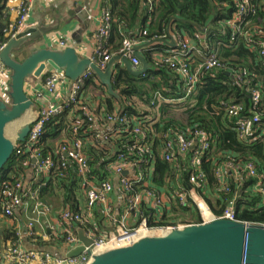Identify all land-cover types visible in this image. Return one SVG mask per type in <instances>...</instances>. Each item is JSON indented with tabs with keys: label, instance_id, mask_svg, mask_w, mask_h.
Segmentation results:
<instances>
[{
	"label": "built area",
	"instance_id": "2783aa9c",
	"mask_svg": "<svg viewBox=\"0 0 264 264\" xmlns=\"http://www.w3.org/2000/svg\"><path fill=\"white\" fill-rule=\"evenodd\" d=\"M231 1L234 10L228 19L222 21V28L228 31V46L235 44L237 39H241L251 51H256L264 60V27L253 23V17L257 14V7L253 3L255 0ZM30 8V0H21L7 9V13H13L16 16L14 23L7 33L9 39L29 28V24L26 21ZM111 27V13L109 9L103 7L99 18V26L95 32L96 45L90 55L91 61L101 70H105L108 61L114 55H122L129 59L133 67H138L139 60L133 50V47L138 42L130 37H125L122 40V45L117 54L113 56L105 54L103 50L104 41L109 37ZM175 36L177 38V46L175 48L164 49V53H161L158 62L170 67L183 83L184 96L177 100L178 102H182L193 96L202 72L224 69V64H222L218 57L215 47L210 45L207 36H204V34L196 32L193 38L203 48L201 46L200 48L196 43L193 45L189 43L179 31L175 32ZM59 45L61 47L66 46L63 41H60ZM4 46L5 43L0 42V52ZM195 54L200 59L196 66H192L193 55ZM9 74V70L0 63V90L1 85L5 84L8 86ZM231 75L244 84H250L249 81L243 80L241 72L234 71ZM92 77L94 75L88 69L77 80L70 81L63 70L51 69L44 78V91H34L33 97L28 94L33 101L34 99H44V93L49 95L46 104L40 107L36 113L33 112L29 120L30 130L26 140L22 143H17L15 150L17 155L25 154L27 162L32 163L35 182L24 185L23 178L21 177L2 184L0 188V194L4 198L2 215L5 218L11 219L14 217L17 209L22 208L25 214L28 215L25 235L28 238L40 237L41 239H47L48 229L55 231L52 225L46 224L52 208L39 198V188L46 184L43 178L48 177V175L59 168L62 169L59 175L66 177V169L69 165H72L81 179V187L85 189L88 210L86 215L88 216L91 213L95 205H101L104 208V216L111 221V225L115 228V231L108 235L99 234L98 232L96 233L90 224L87 225L83 230L85 235L93 240L92 246L89 248L91 254L84 251L74 257H58L50 250L41 249L36 251L27 249L21 244V238L24 236H22L20 231H17L16 235L19 237V241L9 244L6 249L2 250L1 257L4 262L8 264H89L94 254L131 245L144 236L161 235L173 229L182 228L187 224H192L185 222L149 224L147 217L141 214V220L138 224L128 225L127 219L133 212H137L139 205L145 199L148 200L147 206L151 211L169 210L173 206L178 209L188 207L186 210L187 214H191L193 210L200 216L198 223H205L213 219L239 221L237 219V209L234 199L218 215L211 211L206 201L207 182L202 161L209 152L211 137L207 131L201 128L194 127L185 130L172 128L160 135L163 140L160 149L161 158L175 168V178L172 181L171 188L166 189L168 191H160L151 185L152 168L150 166L146 169V166L151 163L148 156L152 153V146L151 142L147 140L145 131L141 128L143 119L128 116L123 112H118V110L111 114L99 116L87 109H83L72 125L71 134L56 149L54 155H43L41 153L40 138L44 133L45 125L67 105L71 104L76 107L79 102L81 89ZM65 81H70L71 86L68 98L63 102L60 87ZM248 92L250 93L253 106V111L250 115L243 114L244 107L241 103L225 101L222 105L227 116L234 119L238 139L251 143L256 139L254 134L258 131V125L261 121L262 113L257 110L261 100V91L259 87L252 85L248 87ZM5 96L1 95L0 91V99H6L7 97ZM153 98L158 103L171 101L162 96L160 92H155ZM74 107L70 110V114L74 111ZM85 121L87 122L88 130L92 132V138L100 140L103 143H109L110 139L128 130H131L135 137L131 145H124L123 150L119 152L111 151L112 153H109L108 178L106 179L96 181L89 179L88 172L90 165L89 157L85 152L86 142L78 136V131ZM100 124H108L110 127L105 131H101L98 128ZM130 156H133L134 159H131ZM181 158L186 160V184L179 180L180 172L182 171ZM33 159L34 161L32 162ZM222 166L230 171V173L239 175V172L242 171L247 177H253L256 181L254 190L264 198V173L259 172L255 162L247 161L239 165L232 160H227ZM124 171H127L126 175L123 174ZM111 175L119 178V185L126 194L125 205L119 220H115L113 217V205L111 201L113 184L109 179ZM215 177L218 184L217 191L220 194L228 193L230 186L220 168L215 170ZM59 221L61 223V231L55 234V238L58 239L60 237L63 244L69 248L78 245L80 241L74 230V225H81L87 221L85 214L65 208L60 213ZM242 264L245 263L243 262Z\"/></svg>",
	"mask_w": 264,
	"mask_h": 264
},
{
	"label": "trees",
	"instance_id": "16d2710c",
	"mask_svg": "<svg viewBox=\"0 0 264 264\" xmlns=\"http://www.w3.org/2000/svg\"><path fill=\"white\" fill-rule=\"evenodd\" d=\"M6 2L7 0H0V25L5 26L4 31L0 33V42L2 43L9 40ZM253 3L257 7V14L253 17V23L264 27V0H255ZM103 7L109 9L112 17L110 34L104 41L103 50L105 54L112 56L117 54L125 37H130L138 42L163 37L166 35V29L171 19L180 18L183 20L174 19L170 22L171 33L183 31L193 34V32L201 33L204 29L202 34L207 36L210 45L215 47L218 57L224 64V69H215L200 74L193 96L182 102H160L161 105H159L158 101L150 94L160 92L167 100H178L184 96V92H180L179 89L181 88L179 85L183 86V83L170 67L162 65L148 56L147 61L154 66L153 72L150 74L152 78L134 77L126 70H121L113 82L114 88L119 89L120 99L116 100L112 96H106L99 103L96 112L99 116L111 114L118 110V112H123L128 116L143 119L141 128L145 131L147 140L151 142L152 146V153L148 156L151 163L146 166V169L151 166L153 182L162 186L169 184V181H173L175 178V168L161 158L160 151L163 141L160 135L172 128L185 130L197 127L209 133L211 137L210 148L202 161L208 188L217 187L215 170L227 160H232L239 165L253 161L259 172L264 173V60L256 51H251L241 39H237L235 44L228 46V31L222 28V21L228 19L234 10L232 1L103 0ZM141 12L144 13L141 15ZM137 22L142 27L140 32L128 31L134 30ZM111 42L116 44L109 47ZM154 46L168 48L162 43H157ZM234 71L241 72L243 80L249 81L250 84H244L232 77L231 74ZM156 76H159V79L156 80ZM252 85H256L261 91V100L257 110L261 111L262 114L258 131L254 134L256 139L247 143L238 139L234 119L227 116L222 103L225 101L241 103L244 107L243 114L250 115L253 106L248 87ZM165 87L171 88L173 91L167 92ZM136 99L146 103L149 106V111L139 108ZM117 105L118 109H116ZM73 107L71 104L67 105L45 125L44 133L40 138L43 155H54L56 149L64 143L63 140H58L55 147H50L46 144L49 139L55 138L61 130H64L67 136L71 134L76 116L82 113V109H76L72 112L74 117L70 116V110ZM168 108L174 111H170ZM178 110L180 113H177ZM151 112L155 118L147 119L146 115L150 116ZM78 136L86 142L85 152L89 157L90 165L88 176L93 181L108 178L107 166L111 151L119 152L124 149V145H131L135 140L132 131L128 130L110 139L109 143H103L92 138V132L88 130L86 121L81 125ZM54 158L56 157L54 156ZM130 158L134 159L133 156ZM180 160L182 171L179 180L186 184V160L184 158ZM28 166L26 155H17L14 152L0 171V188L4 183L21 178ZM61 171L62 169L59 168L48 177L43 178L46 184L39 188V198L50 204L53 200L60 201L63 206L70 205V209L80 212L78 195L81 190V179L72 165L67 167L66 177L59 175ZM234 178L229 176L230 191L228 193H221L215 201L206 198L211 211L216 215L220 214L234 199L239 221L264 225V198L254 190L256 181L253 177H247L242 171L239 172L236 179ZM3 204L4 198L0 194V251L6 249L9 244L19 241L16 232L5 222L7 218L2 215ZM187 209L188 207L181 208L179 211H175L174 216L163 217L159 221L149 219L148 223H198L197 213L192 210L191 215L186 216ZM142 210L144 212L149 211L145 207ZM87 225L89 223L85 221L81 227L85 228ZM29 239L41 247L53 244L50 240H47L49 242L43 241L40 237ZM55 241L54 243L59 244L62 239L59 237Z\"/></svg>",
	"mask_w": 264,
	"mask_h": 264
},
{
	"label": "water",
	"instance_id": "95a60500",
	"mask_svg": "<svg viewBox=\"0 0 264 264\" xmlns=\"http://www.w3.org/2000/svg\"><path fill=\"white\" fill-rule=\"evenodd\" d=\"M174 19L183 20L172 18L171 21ZM170 22L166 29L168 39L160 37L133 47L134 54L141 64L136 68L127 57L114 55L108 61L105 70H101L89 56L79 55L74 47L63 49L32 47L26 55L19 57L17 54L23 51L28 42L38 41L43 36L35 29H26L10 38L0 52V63L10 72L7 98L0 99V171L14 154L16 144L24 142L30 130L28 120L21 123L13 135L7 134L10 124L20 121L28 111L33 113L35 103L25 91L27 81L33 77L40 78L51 69L63 70L70 81H75L90 69L107 93L119 98L120 95L114 89L113 82L121 70H126L132 76H141L151 68L142 50L155 43H162L170 48L177 46V41L171 34ZM4 29L5 26L0 25V33ZM118 64L122 66L118 68ZM123 174L126 175L127 171ZM77 235L80 241L78 245L69 248L64 255L55 256L74 257L84 251L91 254L89 248L93 240L85 235L82 228L77 230ZM25 246L27 249L41 250L36 245ZM243 262L264 264V225L213 219L205 223L187 224L161 235L144 236L131 245L94 254L89 264H242Z\"/></svg>",
	"mask_w": 264,
	"mask_h": 264
},
{
	"label": "crops",
	"instance_id": "0c3cea01",
	"mask_svg": "<svg viewBox=\"0 0 264 264\" xmlns=\"http://www.w3.org/2000/svg\"><path fill=\"white\" fill-rule=\"evenodd\" d=\"M18 1H21V0H7L6 9H9L11 6H14ZM30 2H31V8L29 10L27 21H26L29 24L28 29H35L36 31H39L43 37H41V39H39L38 41L28 42L26 47L23 49V51L18 53L17 56L23 57L29 52V49L32 47H54V48H61V49L66 48V47H74L79 55L83 57H88V56L90 57L96 45L95 32L99 26V18L101 16V12L103 9V0H30ZM142 13L144 12H141V15ZM7 15H8L7 16L8 18L7 19V31H8L11 25L14 23L16 16L10 12ZM78 15H81V16L78 17ZM141 28L142 27L140 23L137 22L134 30H128V31L137 33V32H140ZM203 32L204 31H201V33ZM171 34L174 36V38L177 41L175 34L174 33H171ZM181 34L192 45L196 43L193 39L194 33L188 34V33L181 31ZM165 38L168 39L167 33L165 35ZM60 41L65 42L66 46L61 47L59 45ZM148 41H151V40H148ZM148 41H141V42L137 41V42L138 44H143ZM115 44H116L115 42H111L109 43V47L114 46ZM155 44L150 45L149 47H146L144 50H142V53L145 55L146 59L148 58V56H150L151 59L158 62V60L161 57V53H164L163 50L165 48L154 46ZM198 45L199 47L200 46L202 47V45L200 44ZM167 49H170V47H168ZM193 57L194 58L192 61V66H196L198 64V60L200 59V57L197 54L193 55ZM140 65L141 64L139 62L138 67H140ZM121 66H122L121 64H118V68ZM152 72H153V66L151 65V68L147 71V73L141 76H143L144 79L152 78V76L150 75ZM141 76H134V77H141ZM44 78H45V75L41 76L40 78L33 77L29 81H27L25 84L26 93L30 94L31 97H33L34 91L36 90L44 91V88H43ZM155 79L156 80L159 79V76H156ZM70 86H71V82L65 81L60 87V92H61V97H62L63 102L66 101L68 98V95L70 92ZM179 87H181L180 92H184V87L181 84L179 85ZM179 87L177 86V88ZM115 90L120 95L119 89H115ZM0 91H1V95L3 94L4 96L6 95L5 97H7L8 86L5 84L1 85ZM166 91L172 92L173 90L171 88H166ZM154 93L155 92H153L150 95L153 96ZM44 94H45L44 99H34V103H35L33 107L34 113H36L40 107L46 104L47 99L49 98V95H46V93ZM106 96H110V95L107 93L105 87H103L99 83L96 77H92L89 79V81L85 83L84 87L81 89L80 96H79V102L74 108V110L87 109L91 111L93 114L98 115L96 112L99 108V103ZM120 97L121 95L119 96V98H115V99L118 100L120 99ZM136 102L139 108L145 111H149V106L146 103H143L139 101L138 99H136ZM167 102L175 103L177 102V100L173 99ZM159 105H161V103H159ZM116 109H118V105ZM168 110L174 111L169 108ZM70 116H73V115L70 114ZM78 116H76V118ZM146 116H147L146 117L147 119H153L152 117H154L152 112L150 116L149 115H146ZM109 127L110 126L108 124L107 125L100 124L98 128L101 131H105ZM66 137L68 136L65 134L64 130H61V132L55 138L49 139L46 144L50 145V147H55L58 144V140L64 141ZM28 164H29L28 168L25 170V172L22 175L24 185H29L35 182L33 170H32V163L29 162ZM219 168L221 169V172L223 173V176L225 179L229 180V176L235 177L234 179L237 178V174L230 173V171H228L223 166ZM151 178H152V173H151ZM109 179L111 180L113 184V192L111 194V201L113 205L112 207L113 217L115 220L117 219L119 220L120 214L125 205L126 194L121 189L119 185V178L117 176L111 175ZM172 183H173L172 181H169V184L158 186L151 179L152 187H155L156 189L160 191H168L166 189H170L172 186ZM206 194H207L206 198L208 197L213 201L219 198V195H220V193L217 191L216 186L214 188L207 187ZM78 200H79L78 208L80 212L85 214V216L87 217L88 223L90 224V226H92V228L96 231V233L98 232L99 234L108 235L111 232L115 231V228L111 225V221H109L104 216L103 214L104 208L101 205H95L94 208L91 210V213L88 216L86 215L88 210H87L86 193L83 187H81V190L79 192ZM47 204L51 206L52 212L49 218L46 220L47 222L46 224L52 225L55 231L48 229L47 231L48 238L42 239V240L43 241L50 240L53 243L51 245H46L45 247H41L38 244H36L35 241H32L25 235L28 215L25 214L22 208L17 209L14 217L11 219L7 218L5 222L9 227L11 226L15 232L20 231L22 236H24L23 238H21V244L23 245V247H26L25 246L26 244L30 246L36 245L41 249L50 250L54 255H64L65 252L69 249V247L63 244V242H60L59 244L54 243L56 242L55 240L57 239L55 238V234L61 231V223L59 221L60 213L63 211V209L65 208L70 209L71 207L70 205L63 206L62 202L55 201V200H53L51 204L50 203H47ZM147 205H148V200L145 199V201L141 205H139V209L137 210V212H133L129 216V218L127 219V224L128 225L138 224V222L141 220V214L144 217H147L148 220L152 219L153 221H159L160 218H163V217L168 218V217L174 216L175 213L180 210L176 208L175 206H173L169 210L151 211ZM143 207L147 208L149 211L144 212L142 210ZM97 213L99 216L97 215ZM116 215L118 216L116 217ZM185 215L190 216L191 214L185 213ZM197 216H198V222H199L200 216L198 214ZM44 226L46 225L44 224ZM79 228H82L81 225H77V224L74 225V230L76 231V233ZM82 229H85V228H82ZM1 255H2V251H0V264H8L2 260Z\"/></svg>",
	"mask_w": 264,
	"mask_h": 264
},
{
	"label": "rangeland",
	"instance_id": "374dc122",
	"mask_svg": "<svg viewBox=\"0 0 264 264\" xmlns=\"http://www.w3.org/2000/svg\"><path fill=\"white\" fill-rule=\"evenodd\" d=\"M185 109V108H184ZM181 110H183V109H181ZM180 110H178V112L177 113H180L179 112ZM182 115V114H181ZM180 115V116H181ZM181 118V117H180ZM18 127H19V125H18V122H15V123H12V124H10L9 126H8V128H7V134H8V136H11L17 129H18ZM207 194H205V196H206Z\"/></svg>",
	"mask_w": 264,
	"mask_h": 264
},
{
	"label": "bare ground",
	"instance_id": "6f19581e",
	"mask_svg": "<svg viewBox=\"0 0 264 264\" xmlns=\"http://www.w3.org/2000/svg\"><path fill=\"white\" fill-rule=\"evenodd\" d=\"M179 21V20H178ZM218 21V20H217ZM194 33V32H193ZM127 35V34H126ZM159 46V45H158ZM151 55V54H150ZM154 67V66H153ZM164 73V72H163ZM170 74V73H169ZM172 75V74H171ZM127 77V76H126ZM144 79V78H143ZM180 89V88H179ZM225 101V100H224ZM32 112L31 111H28L26 114H25V116L20 120V121H18V125H20L21 123H24V122H26V121H28V120H30L31 119V117H32ZM13 135V134H12Z\"/></svg>",
	"mask_w": 264,
	"mask_h": 264
}]
</instances>
